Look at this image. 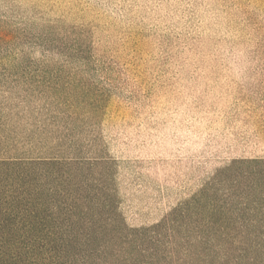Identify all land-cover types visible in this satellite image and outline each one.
Returning <instances> with one entry per match:
<instances>
[{"label": "trees", "instance_id": "16d2710c", "mask_svg": "<svg viewBox=\"0 0 264 264\" xmlns=\"http://www.w3.org/2000/svg\"><path fill=\"white\" fill-rule=\"evenodd\" d=\"M225 80L210 84L202 116L143 126L138 155L77 143V110L43 129L53 145L18 147L2 129L0 264H264V59Z\"/></svg>", "mask_w": 264, "mask_h": 264}, {"label": "rangeland", "instance_id": "374dc122", "mask_svg": "<svg viewBox=\"0 0 264 264\" xmlns=\"http://www.w3.org/2000/svg\"><path fill=\"white\" fill-rule=\"evenodd\" d=\"M259 57L264 0H0V131L13 128L18 147L53 145L43 129L77 110V143L138 155L143 126L201 115L210 84Z\"/></svg>", "mask_w": 264, "mask_h": 264}]
</instances>
